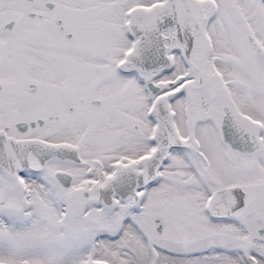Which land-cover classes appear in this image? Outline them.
<instances>
[{"label": "snow or ice", "instance_id": "1", "mask_svg": "<svg viewBox=\"0 0 264 264\" xmlns=\"http://www.w3.org/2000/svg\"><path fill=\"white\" fill-rule=\"evenodd\" d=\"M0 264H264V0H0Z\"/></svg>", "mask_w": 264, "mask_h": 264}]
</instances>
